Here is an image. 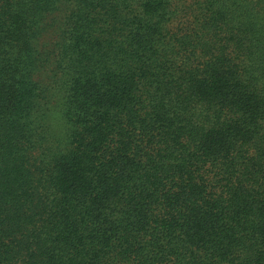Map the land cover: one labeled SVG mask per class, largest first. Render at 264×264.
<instances>
[{
    "label": "trees",
    "instance_id": "16d2710c",
    "mask_svg": "<svg viewBox=\"0 0 264 264\" xmlns=\"http://www.w3.org/2000/svg\"><path fill=\"white\" fill-rule=\"evenodd\" d=\"M0 264H264V0H0Z\"/></svg>",
    "mask_w": 264,
    "mask_h": 264
}]
</instances>
